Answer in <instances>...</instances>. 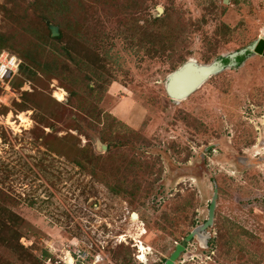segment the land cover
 Masks as SVG:
<instances>
[{
	"label": "rangeland",
	"instance_id": "374dc122",
	"mask_svg": "<svg viewBox=\"0 0 264 264\" xmlns=\"http://www.w3.org/2000/svg\"><path fill=\"white\" fill-rule=\"evenodd\" d=\"M0 33L34 65L0 86V264H164L216 188L174 264H264V56L166 89L263 38L264 0H0Z\"/></svg>",
	"mask_w": 264,
	"mask_h": 264
},
{
	"label": "water",
	"instance_id": "95a60500",
	"mask_svg": "<svg viewBox=\"0 0 264 264\" xmlns=\"http://www.w3.org/2000/svg\"><path fill=\"white\" fill-rule=\"evenodd\" d=\"M50 28H51L53 36H57L59 34L58 28L56 26H50ZM247 51L264 56V37L260 38L257 42H255L249 48V50L247 49L242 50L240 52H235L233 54L226 56V58H229L231 60V62L227 65H225L222 61H216L212 64L203 65V64H199L193 59H189L182 66H180L176 71L170 74L168 78V82L166 84V89H167L168 94L170 95L171 98H173L176 101H180V100L187 98L195 90L200 88L209 77L219 72L221 69L225 68L226 66L236 63L237 57L247 53ZM188 70H193L197 74V77L193 79L192 81H190L189 83H187V85L185 86L176 87L175 86L176 80H180L184 76V73ZM217 197H218V189L216 188L214 196L209 205L208 218L205 221V223L195 228L187 236V238L182 242V244H178L176 246L175 251L170 255L168 259L165 260L164 264H174L177 258L179 257V255L181 254V252L185 249V245L187 244L188 240H190L192 237L198 236L199 238L201 237L203 239L206 238L204 237L205 229L214 223L215 209L217 205ZM133 218H134V215H133Z\"/></svg>",
	"mask_w": 264,
	"mask_h": 264
},
{
	"label": "trees",
	"instance_id": "16d2710c",
	"mask_svg": "<svg viewBox=\"0 0 264 264\" xmlns=\"http://www.w3.org/2000/svg\"><path fill=\"white\" fill-rule=\"evenodd\" d=\"M4 38H5V36L0 33V51L7 48L6 43H4V41H3V40H5ZM60 38L61 37H52V40H59ZM249 54H250V52H247L243 55L238 56L236 59V63L241 64ZM32 61L33 60H31V59L28 63L22 61L20 68L18 69V73L20 75L24 76L26 79H29V78L33 77V75H34V65L32 64ZM222 61L225 65H227L231 62V60L229 58H223ZM3 237H4V233H3V229L1 228V224H0V243L3 242ZM20 247L23 249L22 246H20Z\"/></svg>",
	"mask_w": 264,
	"mask_h": 264
},
{
	"label": "built area",
	"instance_id": "2783aa9c",
	"mask_svg": "<svg viewBox=\"0 0 264 264\" xmlns=\"http://www.w3.org/2000/svg\"><path fill=\"white\" fill-rule=\"evenodd\" d=\"M21 60L6 50L0 51V86L6 84L9 76H13L20 68Z\"/></svg>",
	"mask_w": 264,
	"mask_h": 264
},
{
	"label": "bare ground",
	"instance_id": "6f19581e",
	"mask_svg": "<svg viewBox=\"0 0 264 264\" xmlns=\"http://www.w3.org/2000/svg\"><path fill=\"white\" fill-rule=\"evenodd\" d=\"M196 77H197V74L193 70H188L184 73V76L180 80H176L175 86L176 87L185 86V85H187V83H189L190 81H192ZM136 217L138 218V215L134 214V218H136ZM136 219H134V220H136Z\"/></svg>",
	"mask_w": 264,
	"mask_h": 264
}]
</instances>
